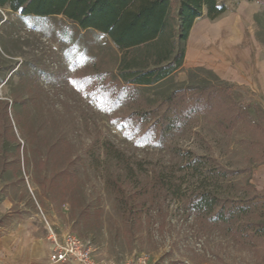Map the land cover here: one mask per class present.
Listing matches in <instances>:
<instances>
[{
	"label": "trees",
	"instance_id": "16d2710c",
	"mask_svg": "<svg viewBox=\"0 0 264 264\" xmlns=\"http://www.w3.org/2000/svg\"><path fill=\"white\" fill-rule=\"evenodd\" d=\"M246 1L264 7V0ZM0 8L23 18L55 20L61 40L69 44L74 43L75 35H93L97 47L91 59L101 57L112 64L87 80L94 88L98 87L96 81L102 80L93 95L105 105L110 119L113 111L122 112L111 121L124 126V136L132 143L170 155L169 167L144 172L141 160L110 140L103 143L106 188H132L129 198L126 190L116 195L118 199L128 198L134 223L142 225L149 219L148 209L159 203L165 191L176 197L179 208L194 218L204 236L203 254L193 264L210 263L212 231L247 249H253L258 240L264 242V189L251 183L252 168L244 165L229 171L211 153H200L194 147L183 149L177 142L185 135L187 123L199 117H213L228 136L240 128L264 132V109L254 105L258 123L253 122L246 108L232 98L231 84L212 70L192 68L187 70L186 82L174 79L183 68L195 23L201 18L217 20L228 12L226 6L218 0H0ZM254 21L256 38L264 45V11L256 14ZM203 74L210 78H201ZM4 82L5 78L0 79V84ZM22 103L15 99L11 106L10 101L0 99V183L11 188L23 173L21 145L11 122L12 111H18ZM179 104L182 111L176 110ZM17 115L20 117V113ZM39 116L43 117L42 113ZM17 125L23 131L20 120ZM40 137V131L34 129L26 141L33 145ZM61 140L60 145L72 147L66 138ZM70 162L75 163L73 158ZM260 164H264V158ZM82 180V170L70 167L55 169L48 179L51 188L63 187V203L71 204L73 229L90 237L103 227V209L76 206L68 200L74 185L85 195ZM35 183L47 187L40 181Z\"/></svg>",
	"mask_w": 264,
	"mask_h": 264
},
{
	"label": "rangeland",
	"instance_id": "374dc122",
	"mask_svg": "<svg viewBox=\"0 0 264 264\" xmlns=\"http://www.w3.org/2000/svg\"><path fill=\"white\" fill-rule=\"evenodd\" d=\"M218 2L230 12L244 11L253 18L264 11L260 4L246 0ZM55 23L52 19L23 18L0 8V79L5 78L0 84V99L10 101L11 106L15 99L23 102L11 115L21 145L23 179L17 180L12 188L0 183V197L3 198L0 202V236L14 231L22 221L39 215L60 220L73 234L90 241L99 261L125 264L145 256L150 264L199 262L204 236L194 218L179 208L175 196L163 191L159 203L148 209L149 219L140 225L134 223L130 212L128 198L132 188H106L102 163V145L106 140L141 160L144 172L169 167L170 155L166 151L138 147L124 136V126L111 121L122 112L113 111L110 119L105 113V105L92 93L100 89L102 80L96 81L97 88L87 84L89 78L103 73L112 64L101 57L91 59L97 47L93 35H75L74 43L69 44L61 40V32ZM249 31L256 35L257 25ZM102 41L105 42V37ZM203 58L210 59L205 54ZM203 68L218 75L209 67ZM185 74L187 76V71ZM201 78L209 79L210 76L203 74ZM230 84L234 101L243 105L252 121L258 123L253 108L254 102L260 101L256 93ZM261 107L264 109V105ZM182 109L181 104L176 108L177 111ZM39 112L43 116L40 119ZM34 129L40 131L41 137L30 145L26 137ZM184 131L185 135L177 138L183 149L194 147L200 153H211L229 171L249 166L253 184V171L264 165L260 164L264 158V132L240 128L228 136L213 117L195 118L187 123ZM64 138L71 143L70 149L59 144ZM76 156L80 160L77 161ZM71 158L75 163L70 162ZM62 167L79 168L83 173L81 186L85 195L74 185V193L68 195V200L76 206L87 204L103 209V227L90 237L81 236L73 229L71 204L63 203L66 196L63 187L51 188L48 181L52 172ZM36 180L47 187H39ZM121 190H126V200L118 199L116 192ZM90 218L95 221L93 216ZM209 240V264H264L263 241L258 240L253 249H247L217 231L210 233Z\"/></svg>",
	"mask_w": 264,
	"mask_h": 264
},
{
	"label": "crops",
	"instance_id": "0c3cea01",
	"mask_svg": "<svg viewBox=\"0 0 264 264\" xmlns=\"http://www.w3.org/2000/svg\"><path fill=\"white\" fill-rule=\"evenodd\" d=\"M203 19L191 31L185 62L175 74V81L186 82L185 71L189 69L209 67L223 80L251 89L260 100L254 103L263 106L264 49L255 32L249 31L256 24L254 18L244 11H228L215 21ZM204 54L210 59L205 60ZM252 182L259 190L264 189V165L253 171ZM48 227L59 234L71 232L58 219L39 215L26 219L11 233L0 236V264H53Z\"/></svg>",
	"mask_w": 264,
	"mask_h": 264
},
{
	"label": "built area",
	"instance_id": "2783aa9c",
	"mask_svg": "<svg viewBox=\"0 0 264 264\" xmlns=\"http://www.w3.org/2000/svg\"><path fill=\"white\" fill-rule=\"evenodd\" d=\"M47 240L51 244L50 261L53 264H117L115 261H99L95 255L93 244L72 232L59 234L48 227ZM125 264H150L149 258L138 257Z\"/></svg>",
	"mask_w": 264,
	"mask_h": 264
}]
</instances>
